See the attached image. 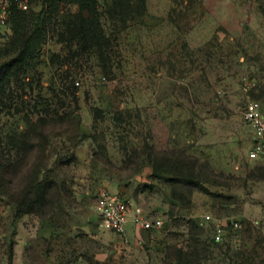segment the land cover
<instances>
[{"label":"rangeland","instance_id":"rangeland-1","mask_svg":"<svg viewBox=\"0 0 264 264\" xmlns=\"http://www.w3.org/2000/svg\"><path fill=\"white\" fill-rule=\"evenodd\" d=\"M97 3L100 46L76 38L70 3L6 78L19 44L0 27V264H264V156L247 159L241 118L264 110V0ZM101 190L165 231L102 230Z\"/></svg>","mask_w":264,"mask_h":264},{"label":"trees","instance_id":"trees-1","mask_svg":"<svg viewBox=\"0 0 264 264\" xmlns=\"http://www.w3.org/2000/svg\"><path fill=\"white\" fill-rule=\"evenodd\" d=\"M19 2H24L27 5L26 10H28L31 4L39 3L40 10L38 13L29 10H21L18 8ZM70 3L77 6V13L74 16L73 23L71 22V25L75 27L76 38L80 41L86 39L94 44V47L100 46V42L104 40V38L99 23V5L97 0H16L13 1L11 5L6 27L9 25L12 29L13 39L19 44V48L12 62L5 67H1L2 78L13 76L19 72H25V70L30 67L45 43L49 24L57 18L62 6H66ZM115 7L118 8L117 6ZM262 171V168L258 169L260 174ZM27 204L33 205V201ZM20 205H23V201ZM23 211L24 208L17 209V212L23 213ZM190 222V224H194L192 223L193 221ZM210 224L211 226H209V228L213 231L212 223ZM161 231H165L164 227H162L159 232ZM239 236L240 232L234 230L232 224L226 223L225 233L222 240L217 243V246L224 248L228 253L237 254L241 246L239 243L240 241L237 240ZM195 243H198V241H195ZM196 247L198 246H195V248ZM192 255H196V260L200 257V253H192ZM184 259L187 264H193V261H190L189 257L184 256Z\"/></svg>","mask_w":264,"mask_h":264},{"label":"built area","instance_id":"built-area-1","mask_svg":"<svg viewBox=\"0 0 264 264\" xmlns=\"http://www.w3.org/2000/svg\"><path fill=\"white\" fill-rule=\"evenodd\" d=\"M13 1L16 0H0V27H6ZM18 8L26 10L27 5L19 2ZM241 118L251 128L252 140L247 159L253 161L264 156V110L259 102L249 101L243 107ZM95 213L102 230L120 237L126 235L130 223L138 230L149 232H159L163 225L160 217L144 212L133 200L105 190L96 196ZM206 220L210 218L206 217ZM214 227V241L219 243L225 233V224L215 222ZM234 227L237 228L236 223Z\"/></svg>","mask_w":264,"mask_h":264},{"label":"crops","instance_id":"crops-1","mask_svg":"<svg viewBox=\"0 0 264 264\" xmlns=\"http://www.w3.org/2000/svg\"><path fill=\"white\" fill-rule=\"evenodd\" d=\"M136 203V202H135ZM128 230H127V232L129 231V230H134V232H135V234L137 233V230L138 229H136L131 223L129 224V226H128V228H127Z\"/></svg>","mask_w":264,"mask_h":264},{"label":"water","instance_id":"water-1","mask_svg":"<svg viewBox=\"0 0 264 264\" xmlns=\"http://www.w3.org/2000/svg\"><path fill=\"white\" fill-rule=\"evenodd\" d=\"M244 122V120H242ZM82 231V230H81Z\"/></svg>","mask_w":264,"mask_h":264}]
</instances>
